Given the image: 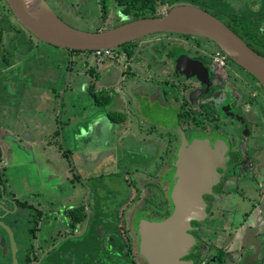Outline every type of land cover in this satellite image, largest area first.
I'll return each instance as SVG.
<instances>
[{"label": "flooded vegetation", "instance_id": "obj_1", "mask_svg": "<svg viewBox=\"0 0 264 264\" xmlns=\"http://www.w3.org/2000/svg\"><path fill=\"white\" fill-rule=\"evenodd\" d=\"M1 1L7 9L4 18L12 21L14 32L28 33L38 45H48L16 20L6 0ZM45 1L59 17L63 0ZM105 1L97 0L103 5ZM244 1L239 0L237 6ZM222 18L230 22L228 16ZM259 29L264 32V24ZM152 36L157 37L141 41L140 46L135 41L117 48L124 59L105 69V88L96 73L90 92L91 123L97 126L103 118L113 125L110 158L124 169L95 177L90 171L89 183L82 173L71 171L61 183L63 190H58L60 206L44 208L24 221L18 217L2 221L11 229L15 250L5 248L7 237L2 234L0 264H147L131 251L127 220L120 219L124 208L121 216L118 212L113 217L109 202L127 194L129 188L139 193L132 178L143 177L144 188L153 190L154 198L146 197L142 203L154 216L139 215L135 223L141 218L167 217L169 213L162 217L153 209L170 212L179 152L185 148L188 157H196L204 143L222 162L211 174L208 187L194 188L202 193L205 217L190 222L193 244L182 260L187 264H264V88L208 39L173 33ZM2 37L0 29V95H10L16 89L15 79L30 72L26 59L32 53L23 55L24 42V48L21 42L10 46ZM257 49L264 51L259 45ZM64 52L69 58L74 54ZM219 52L226 57L217 58ZM44 53L35 52L33 59H43ZM71 178L87 188L78 205L67 201ZM95 178L104 182L96 185ZM8 202L13 204L10 212L14 205L18 214L28 212L19 207L21 203ZM114 232L123 241L130 239V253H116ZM2 238L6 240L1 245Z\"/></svg>", "mask_w": 264, "mask_h": 264}, {"label": "water", "instance_id": "obj_2", "mask_svg": "<svg viewBox=\"0 0 264 264\" xmlns=\"http://www.w3.org/2000/svg\"><path fill=\"white\" fill-rule=\"evenodd\" d=\"M33 1L35 11L30 9L25 0H6L14 17L26 30L55 48L67 52H92L117 49L156 34L193 35L216 44L264 88V56L251 49L220 19L197 6L176 4L162 15L127 21L107 30L83 32L59 18L45 0ZM214 153L217 152L205 143L197 148L196 157H188L185 148L180 150L175 162V187L170 195L172 206L169 215L163 219L143 218L135 226L138 253L147 264H187L182 258L193 244L188 233L190 222L205 217L202 193L194 188L209 186L211 174L222 162L218 156L213 157ZM0 228L7 237L5 248L14 251L15 241L11 229L2 221ZM5 240L1 239V245Z\"/></svg>", "mask_w": 264, "mask_h": 264}, {"label": "crops", "instance_id": "obj_3", "mask_svg": "<svg viewBox=\"0 0 264 264\" xmlns=\"http://www.w3.org/2000/svg\"><path fill=\"white\" fill-rule=\"evenodd\" d=\"M81 55H86L88 58L81 61L79 59ZM89 58L94 60V65H89L87 62ZM45 59H37L33 65L32 62L28 63L27 65L30 69L28 75L15 79L14 85L16 89L13 93L14 95L11 97L12 99L15 98L17 101L13 106L12 114L15 112V109L20 107V103L21 105H30L32 103L34 106L30 108L31 111L37 110V107H39L41 112L43 105L46 107V105L49 104V106L55 107L57 100L58 106L60 107V116H64V120L59 121L58 117H56V108H52V118L45 120L52 123V129H48V131L45 130L42 133V130L39 129L35 123L33 127L34 132L32 134L28 133V129L24 132L25 134H22L21 130H16L15 128L19 125V123L17 125V121L10 122L7 120V123L10 124L5 125L7 127H3L6 123H3L1 120L2 108L0 106V168L3 167L5 157L7 156L8 166L12 170L21 165L24 166L20 174L22 178H20V181L23 183L24 187H31L30 184L35 182L37 176L38 179L36 181L40 186V190L35 189L33 191L29 189V192L22 201L18 200V196L14 194L13 191L9 192L6 200L9 201L10 199L26 204L28 206V208H26L28 209V213L33 216L37 214L36 212L44 208H57L61 205L58 190L63 186L61 183L64 179H67L64 175L66 171H69V173L72 171V173L75 174L76 169H79L84 180L88 181L90 179V171H92L93 177H95L104 176L106 172H110L116 164L118 165L115 167L117 168L115 169L116 171L120 172L124 169L123 165H121L118 160L113 161L112 158H110L108 146L110 144V137L114 131L113 125L104 121L105 119L103 118L100 120L99 125L96 126L92 124L91 121L93 117L88 116V114L91 113L84 115L87 117L79 123L75 117L77 114L74 115L73 112H71V109L74 110L77 105L79 111H82L83 114L86 108L89 112L90 92L92 86L95 84V74L98 73L101 75L99 78L102 85L101 88H105L108 82L107 74L104 72L105 69L110 65L119 63L111 61L100 62L93 57L91 52L76 53L73 54L71 58L67 55L64 63L63 61L61 63H52ZM37 69H39V73ZM31 71H37V73H31ZM48 71L51 72L49 75ZM58 81L62 82V86L55 91L56 93L53 99L49 98L47 94L50 92V86H53ZM84 96H86L87 102L83 100ZM1 97L0 95V98ZM41 114L45 113L42 112ZM39 116L41 117V115ZM43 119H45V117ZM128 121L130 120L127 117V122ZM41 123L43 122L41 121ZM47 132L48 134H46ZM56 135L57 139L54 147L60 146L58 155L62 160H65L68 165L51 160L48 157L50 154L46 157L43 152L38 154L39 159L36 158L37 151L35 150V146L42 145V141H52L51 138H54ZM119 135L120 134H118L117 137H119ZM106 140L108 146H106ZM101 151H104L103 154H101ZM73 152L77 153L80 158L74 160L75 156L72 157ZM26 156L30 158L25 160ZM109 158L111 160L110 162H108ZM91 159L94 164L90 162ZM100 161L103 163L107 161V165L109 164V167L103 172H99L98 163ZM43 165H45V167ZM40 167H42V171L47 172L46 175L39 173L38 168ZM27 172L30 175L28 178ZM1 180H3L2 176H0V196H3L7 194L8 190L5 189L4 185L8 182H4L3 180L1 183ZM82 195L75 197L72 193H69L67 201L70 205L73 203L78 205L82 202Z\"/></svg>", "mask_w": 264, "mask_h": 264}, {"label": "rangeland", "instance_id": "obj_4", "mask_svg": "<svg viewBox=\"0 0 264 264\" xmlns=\"http://www.w3.org/2000/svg\"><path fill=\"white\" fill-rule=\"evenodd\" d=\"M144 0H106L104 2V5L102 2H97V0H63L62 2V13H59V17L68 25H70L71 27L83 31V32H97V31H102V30H107L110 28H114L120 24H123L127 21H131L133 19V16L129 13L123 12V11H127L130 10L133 7H139L140 5H142V3ZM119 2L123 3L119 4ZM264 2V0H257L256 3L251 2V7L253 10L258 11L259 9H261L260 6L262 3ZM101 4V6H99ZM178 4H182V3H178ZM176 5V4H174ZM174 5H169V4H163V5H158L157 6V10H156V14L157 15H162L164 13H166L172 6ZM6 6L4 5V3L1 1L0 2V29L3 32V37H2V42H5L7 44H9L10 46H12L13 44L16 45L19 42H24L26 44V47L24 48L23 43L21 42V47L24 48V50H20L21 53L26 56H28L29 52L32 53V55L30 56L31 58L26 59L27 63L32 62V65L35 63V59H33L34 57L37 56V54H35V52H39V51H44V56H43V60L45 59L46 61L55 63V62H62L64 63V60L66 59V53L61 50V49H56L55 47H52L50 45H38L35 40H33L32 38H29L30 35L28 33L26 34H17L16 32H14V28L12 26H14L12 24V21H8L6 18H4L5 14H6ZM222 16L227 17V15L225 13L221 14ZM18 27V26H17ZM11 30V31H10ZM155 37L157 36H149L146 39H140L137 40L136 45L135 46H140V42L141 41H145V40H153L155 39ZM160 37V36H159ZM76 54V53H74ZM124 55V54H123ZM25 57V56H23ZM124 57V56H123ZM88 57L86 55H81L79 56V59L81 61L86 60ZM37 61V60H36ZM90 64H93L94 60L89 58L87 61ZM14 63V61L12 60L10 62V64ZM94 65V64H93ZM38 73H39V69ZM31 73H37V71H31ZM51 72L48 71V75ZM54 84V83H52ZM60 86H62V82L58 81L56 82L53 86H50V92L47 94L49 98H54L55 97V91H57ZM14 88V87H13ZM13 91L12 94L8 95L5 93V95H1L2 97L0 98V106L2 108V115H1V120L3 123H6L3 125V127L5 125H9L10 123H7V120L10 122H14L17 121V125L19 123L18 126H16V130H21L22 134H25L24 132L28 129V133L32 134L34 132L33 127L35 125H37V127H39V129L42 130V133L46 130L48 131V129H52V123L50 121H45L46 119H51L52 118V108H56V117H58V120H64V116H60V107L58 106L57 100L55 103V107L54 106H49V104L46 105V107L43 105V109L40 112V108L37 107V110L31 111L30 108H32L34 106V104H30V105H21L20 103V107L15 109V112L12 114L13 112V106L15 104V102L17 101L15 98L12 99L11 96H13ZM83 100L85 102H87L86 100V96H84ZM54 102V100H53ZM82 109V108H80ZM42 112H44L45 114H41ZM71 112H73L74 115H76L75 117L77 118V121L79 123H81V120H84L87 113H91V94H90V106H89V112L88 109L86 108L85 113L83 114L82 111H79V107L78 105L76 106V108L74 110L71 109ZM41 115V117L39 116ZM43 115V116H42ZM89 117H92L91 114H88ZM117 115H114V117ZM45 117V119H43ZM63 117V119H62ZM83 117V118H82ZM41 121L43 123H41ZM45 121V122H44ZM36 123V124H35ZM35 124V125H34ZM58 125V124H57ZM77 125V124H75ZM7 127V126H5ZM48 134V132L46 133ZM33 138V137H32ZM52 141H42V145H37L35 146V150L37 151V155L36 158L39 159L38 154H40L41 152L44 153V155L47 157V155H49L48 157L51 160L56 161L57 163H63L64 165H68L66 164L65 160H62L59 157V145H56V139H57V135L54 136V138H51ZM107 140H106V146L107 145ZM40 144V143H38ZM104 151H101V154H103ZM74 157V160L79 159L80 156H78L77 153L73 152L72 153V157ZM27 157L25 158V160ZM7 156L5 157V161L3 163V167L0 168V176H2V179L4 180V182H8L7 184H5V189L8 190L7 194L0 196V221H5L8 222L9 219L8 218H13V217H18V219H23V221L26 218H29L31 214H18L17 209H14L13 212H10L9 210L12 209L11 206H13V204L9 203L6 198L7 195L9 194L10 191H13L14 194H16L18 196V200L22 201V199L25 198V195L29 192V189H32L33 191L35 189L40 190V186L39 184H37V179L38 176L35 180V182H32L30 186H25L23 185V183L20 181V174L24 169V166L21 165L17 168H15L14 170H12L9 166H8V162H7ZM70 159V158H69ZM23 160V157H22ZM110 158L108 159V162H110ZM90 162L92 164H94L93 160L91 159ZM117 165V164H116ZM45 167V165H43ZM99 166V172H103L104 170H106L109 167V164L107 165V161H105L104 163L102 161H100L98 163ZM28 167V166H27ZM116 167V166H115ZM113 168V172L116 173H120L118 171H116L115 169L117 168ZM39 173L46 175V171H42V167L38 168ZM151 169H147V171H150ZM42 171V172H41ZM76 174H80V170L76 169ZM106 172V171H105ZM49 173V172H48ZM90 174V173H89ZM106 174H110V172H106ZM65 177L68 178L70 177L72 174L69 173V171H66L64 173ZM97 175V174H96ZM30 175L27 172V178ZM33 177V176H32ZM22 179V178H21ZM2 180V181H3ZM132 180L134 181V183L136 184L137 189L139 190V193H137V191L134 189V191L129 188L128 189V193L127 194H122V195H118V198L116 199L115 202H118L117 204H115V202L111 201L109 202L110 207L112 208V216L113 217H117L118 216V212L119 215L121 216L120 212H124L122 217L120 219H122L123 222H125V220H127V226L129 231V235L132 238V253H134L136 255V253H138V237H136V234H134V225L136 224L135 222L137 221V218L139 217V215H143L144 217L147 218H152L154 215L153 211L151 209H148V207L146 205H144L142 202L147 200L146 197H151V199L154 198V193L153 190L144 188L145 187V178L143 177H134L132 178ZM73 186L76 188V190L74 191V187L69 184L68 188L70 189L69 193H72L73 196L78 197L82 194V192H85L87 188L83 187L81 185V187L78 185L77 179L75 178H71ZM104 182V180L95 178L94 183L96 185L102 184ZM13 183V184H12ZM89 183V181H88ZM29 185V184H28ZM88 187V185H87ZM126 187V186H125ZM115 195L117 194V191L115 190ZM69 195V194H68ZM128 202V205H124L125 203ZM124 205V206H123ZM117 208V209H116ZM33 216V215H32ZM152 216V217H151ZM141 217V216H140ZM114 222V221H113ZM3 234L2 229L0 228V238L1 235ZM27 245L26 243H24V248H26Z\"/></svg>", "mask_w": 264, "mask_h": 264}, {"label": "trees", "instance_id": "obj_5", "mask_svg": "<svg viewBox=\"0 0 264 264\" xmlns=\"http://www.w3.org/2000/svg\"><path fill=\"white\" fill-rule=\"evenodd\" d=\"M239 0H144L142 5L139 7H133L130 10L123 11L129 13L133 16L132 20L154 17L157 16L156 8L158 5L169 4L174 5L178 3H186L197 6L216 18L220 19L222 22L226 24L228 28H230L233 32H235L251 49H253L256 53L264 56V51H260L257 49V46H261L264 48V32H261L259 26L263 25L264 14L258 15L254 13L251 2L252 0H245L244 4L241 6H237V2ZM121 3V2H120ZM259 11L264 12V2L260 5ZM225 13L230 22H225L222 18L221 14ZM126 46V45H123ZM73 53H81L74 52ZM2 183V180H1ZM21 208H28V206L24 203L19 204ZM157 215L166 216L169 211L167 208L163 209H153ZM100 212L97 211L96 218H99ZM39 215V214H38ZM129 242V243H126ZM112 244L117 249L116 253H130V239L124 240L117 233H112ZM125 247L127 250L125 252Z\"/></svg>", "mask_w": 264, "mask_h": 264}, {"label": "built area", "instance_id": "obj_6", "mask_svg": "<svg viewBox=\"0 0 264 264\" xmlns=\"http://www.w3.org/2000/svg\"><path fill=\"white\" fill-rule=\"evenodd\" d=\"M91 54L98 61H111L114 63H120L124 59L123 53L119 52L118 49H109V50H96L92 51ZM217 58L222 59L226 57L223 53L219 52L216 54Z\"/></svg>", "mask_w": 264, "mask_h": 264}, {"label": "bare ground", "instance_id": "obj_7", "mask_svg": "<svg viewBox=\"0 0 264 264\" xmlns=\"http://www.w3.org/2000/svg\"><path fill=\"white\" fill-rule=\"evenodd\" d=\"M32 11H35V3L33 0H25ZM141 218V217H140ZM142 219V218H141Z\"/></svg>", "mask_w": 264, "mask_h": 264}]
</instances>
